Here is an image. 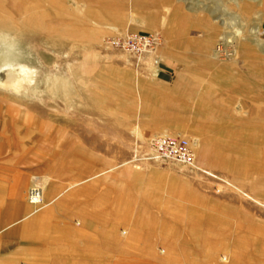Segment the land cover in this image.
Masks as SVG:
<instances>
[{"label":"rangeland","instance_id":"374dc122","mask_svg":"<svg viewBox=\"0 0 264 264\" xmlns=\"http://www.w3.org/2000/svg\"><path fill=\"white\" fill-rule=\"evenodd\" d=\"M126 32L159 41H107ZM0 63L27 68L0 152L39 156L40 259L264 264V0H0ZM159 134L211 174L146 159Z\"/></svg>","mask_w":264,"mask_h":264},{"label":"crops","instance_id":"0c3cea01","mask_svg":"<svg viewBox=\"0 0 264 264\" xmlns=\"http://www.w3.org/2000/svg\"><path fill=\"white\" fill-rule=\"evenodd\" d=\"M0 153V264H102L98 259L89 262L40 259L39 221L42 214L34 215L33 207L25 199L31 175L40 171L39 156L32 152L24 157L8 158ZM59 188L57 183L50 185L46 194L47 203L60 195V192L55 195V190ZM21 259L27 262L21 263Z\"/></svg>","mask_w":264,"mask_h":264},{"label":"built area","instance_id":"2783aa9c","mask_svg":"<svg viewBox=\"0 0 264 264\" xmlns=\"http://www.w3.org/2000/svg\"><path fill=\"white\" fill-rule=\"evenodd\" d=\"M107 41L113 46L129 50L133 54L140 56L152 51L159 41V36L155 32H126L124 35L111 37ZM153 61L156 62V59L154 58ZM144 157L151 160L172 158L187 164L194 171L210 173L196 163L190 141L185 137L169 134L154 135L146 143ZM35 180L36 177H34L33 182L26 190V199L33 207L34 212L43 205V191Z\"/></svg>","mask_w":264,"mask_h":264},{"label":"bare ground","instance_id":"6f19581e","mask_svg":"<svg viewBox=\"0 0 264 264\" xmlns=\"http://www.w3.org/2000/svg\"><path fill=\"white\" fill-rule=\"evenodd\" d=\"M1 66L2 65L0 63V84L1 85H4L5 82L11 84V83H13V80L15 78H17V80L19 79V77H15V75H13L14 73H12V70H14L15 73L19 76L23 75V73H25L27 71V68L24 65H18V67H16V69H15V66L5 67V68L1 69Z\"/></svg>","mask_w":264,"mask_h":264}]
</instances>
